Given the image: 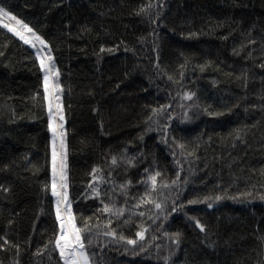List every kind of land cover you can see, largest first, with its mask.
<instances>
[{
  "label": "trees",
  "instance_id": "16d2710c",
  "mask_svg": "<svg viewBox=\"0 0 264 264\" xmlns=\"http://www.w3.org/2000/svg\"><path fill=\"white\" fill-rule=\"evenodd\" d=\"M0 6L42 36L60 73L69 199L78 227L99 225L88 248L95 264H165L163 257L168 264H264V0ZM43 76L36 48L0 24V264H63L49 243L58 224ZM185 92L195 96L185 100ZM157 171V189L178 207L153 223V205L132 206L151 190L141 181ZM178 172L176 185L161 188ZM128 180L125 197L119 185ZM113 188L116 206L126 210L112 217L115 239L97 237L110 216L101 200L111 205L105 193ZM216 195L222 199L212 208V201L187 203ZM141 227L148 230L137 245L119 241L120 234L137 239ZM165 231L180 233L178 246Z\"/></svg>",
  "mask_w": 264,
  "mask_h": 264
},
{
  "label": "snow or ice",
  "instance_id": "6c2138e0",
  "mask_svg": "<svg viewBox=\"0 0 264 264\" xmlns=\"http://www.w3.org/2000/svg\"><path fill=\"white\" fill-rule=\"evenodd\" d=\"M0 24L4 29H7L8 32L12 33L15 36H18L20 40H22L25 44H30L33 48H36V58L39 61L40 70L44 73L43 76V88H44V97L48 100V114H49V130L52 132V152H51V171H52V180H51V196L55 198V220L58 224V231L54 234V238L49 241L50 244L53 245L52 251H58L60 260L63 261V264H95V261L92 259L96 253L89 252L88 248L92 245V228H98L99 225H89L87 221L82 222V226H77L76 217L72 211V201L69 199L68 193V183H67V173H66V151H65V142H64V131H63V121L65 119L63 114V109L61 104L59 103V95L58 93L62 91L60 83L58 81L59 71L56 69V66L53 62V56L51 54V50L48 49V45L41 35L37 34L27 23H25L22 19H18L16 15H14L10 10H8L5 6H0ZM27 34V35H26ZM254 42V41H252ZM39 45V47H37ZM42 49H48L47 54L42 52ZM103 50V49H102ZM264 67V65H261ZM172 77H169L171 79ZM195 96V93L185 92L183 94V99L192 100ZM183 107V105H181ZM208 115L215 116L220 113L216 112H208L207 108L204 109ZM164 111V106H161L160 109H153L152 114L157 115ZM152 117L150 116L149 119ZM185 118L187 119V113H185ZM168 119L171 120L172 117L169 115ZM167 127V125L165 126ZM238 133V130H237ZM239 135L237 134V137ZM59 139V146H57V140ZM180 148H184V145H179ZM132 159H127L126 163L131 165ZM111 165H117V157L113 155L111 157ZM148 170L145 169V172ZM98 172V168L92 169L93 180L95 181L98 177L96 173ZM161 175L160 172H155V174H150L147 177V181H141V183L147 184L148 181L151 182V190L145 189V192L142 196L139 197L137 203L133 205V208H138L144 204H151L154 206L155 212L149 216V219L155 223L156 220L161 219L167 220L168 216L171 213L177 211V205L175 201L172 202L171 206L168 205V196H166L163 192H160L157 189V177ZM177 179H174L169 183L161 182V188H169L171 185H176L177 180L179 179V172L176 174ZM109 176H111V172H109ZM187 183V180L184 181ZM131 184V181L128 180L127 183H122L119 185L121 190V194L125 197L128 196L127 187ZM92 192L99 196L101 192L98 189L97 185H91ZM116 191L115 188L111 189L109 192L105 193V195L109 196V199L113 200V203L110 205L101 200L103 204L102 211L104 213H109L110 216L105 222V228L107 230L102 233L97 232L95 235L98 237L99 235L112 237L115 239L117 237V232L114 228H111L112 217L119 219L123 216L126 208L125 206L117 207L116 203L113 199L112 193ZM251 195V193H248ZM222 197L220 195L205 196L203 200H192L189 199L187 201L188 204L195 203H204L208 201L207 207L212 208L213 202L221 200ZM264 199V196L261 197ZM125 205H127V199L125 200ZM181 209H183V205H179ZM151 211V210H150ZM145 215L144 212H139V216L143 217ZM192 219V217H190ZM130 220V217H129ZM129 220H125L124 223H129ZM195 225L200 229L201 232L205 231V226L200 223L197 219L195 221ZM163 227V223H161L159 228ZM147 228L141 227V230L135 233L137 239L126 238L123 234L119 235V241H124L127 245H137V241H143L145 237V232ZM85 231L87 235H85ZM165 236H171L172 242L177 246L180 243V233L175 232L169 234L168 232H164ZM153 240L156 239L155 236L152 237ZM8 243L7 240L4 241L6 245ZM3 245H0L2 247ZM18 248V245L16 246ZM47 249L48 245L44 246ZM159 248V245H157ZM127 250V249H126ZM139 250L145 251L146 247L144 244L139 245ZM133 254L136 253V249H132ZM165 264H168L169 257H163Z\"/></svg>",
  "mask_w": 264,
  "mask_h": 264
},
{
  "label": "rangeland",
  "instance_id": "374dc122",
  "mask_svg": "<svg viewBox=\"0 0 264 264\" xmlns=\"http://www.w3.org/2000/svg\"><path fill=\"white\" fill-rule=\"evenodd\" d=\"M27 35V34H26ZM18 37V36H17ZM57 146H58V143H57Z\"/></svg>",
  "mask_w": 264,
  "mask_h": 264
},
{
  "label": "bare ground",
  "instance_id": "6f19581e",
  "mask_svg": "<svg viewBox=\"0 0 264 264\" xmlns=\"http://www.w3.org/2000/svg\"><path fill=\"white\" fill-rule=\"evenodd\" d=\"M237 189V188H236Z\"/></svg>",
  "mask_w": 264,
  "mask_h": 264
}]
</instances>
